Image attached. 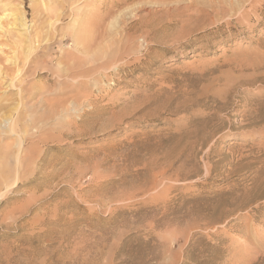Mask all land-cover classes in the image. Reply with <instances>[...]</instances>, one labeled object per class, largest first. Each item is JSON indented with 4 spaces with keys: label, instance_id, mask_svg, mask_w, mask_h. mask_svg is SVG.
I'll return each mask as SVG.
<instances>
[{
    "label": "rangeland",
    "instance_id": "374dc122",
    "mask_svg": "<svg viewBox=\"0 0 264 264\" xmlns=\"http://www.w3.org/2000/svg\"><path fill=\"white\" fill-rule=\"evenodd\" d=\"M125 1L0 0V264H264V0Z\"/></svg>",
    "mask_w": 264,
    "mask_h": 264
},
{
    "label": "bare ground",
    "instance_id": "6f19581e",
    "mask_svg": "<svg viewBox=\"0 0 264 264\" xmlns=\"http://www.w3.org/2000/svg\"><path fill=\"white\" fill-rule=\"evenodd\" d=\"M232 1V0H231ZM125 2H127V0L125 1ZM237 4V3H236ZM226 6V5H225ZM239 6V5H238ZM243 6V5H242ZM99 8V7H98ZM228 8V7H227ZM234 8V7H233ZM238 9V8H237ZM6 10H7V8H6ZM9 10V9H8ZM230 10V9H229ZM232 10V9H231ZM241 11V10H240ZM229 12V11H228ZM232 12V11H231ZM234 13H236V12H234ZM238 13V12H237ZM118 14H119V12H118ZM243 14V13H242ZM6 16L8 17V16H10V25H12L13 27H17V28H19V30L21 29V30H26L28 27H27V22H26V18H25V15H24V13L23 12H21V11H17V10H11L10 12H8V13H6ZM120 16V15H119ZM91 17V16H90ZM124 17V16H123ZM2 18V17H1ZM0 18V19H1ZM86 18V17H85ZM90 19V18H89ZM127 20V19H126ZM122 21V20H121ZM7 23V22H6ZM89 23V22H88ZM128 23V22H127ZM126 24V23H125ZM118 25V24H117ZM6 26L7 25H4V24H2V23H0V30H2V31H4V32H6L7 30H6ZM9 26V25H8ZM99 26V25H98ZM120 26V25H119ZM83 28V27H82ZM7 29H8V27H7ZM13 29V28H12ZM28 30V29H27ZM9 32V31H8ZM26 32V31H25ZM27 32H29V31H27ZM39 32V31H38ZM102 32V31H101ZM7 33V32H6ZM47 33V32H46ZM25 34V33H24ZM30 34V33H29ZM31 35V34H30ZM89 35H90V33H89ZM21 36V35H20ZM25 36V35H24ZM47 36V35H46ZM22 37V36H21ZM26 37H27V40L29 41V40H31L30 39V37H29V35H26ZM93 37V36H92ZM87 38V37H86ZM49 39V38H48ZM94 39V38H93ZM25 40H26V38H25ZM24 40V41H25ZM24 41H23V43H24ZM27 41V42H28ZM88 41V40H87ZM32 42V41H31ZM30 42V43H31ZM88 42H90V40L88 41ZM21 43V42H20ZM25 43H26V41H25ZM29 43V42H28ZM28 43H27V45H28ZM38 43V42H37ZM92 43V42H91ZM33 44H34V42H33ZM15 47V46H14ZM30 47V46H29ZM22 48L24 49V47L22 46ZM27 48H28V46H27ZM16 49V48H15ZM22 49V50H23ZM29 49V48H28ZM33 50V49H32ZM24 51V50H23ZM31 52V51H30ZM24 53H25V51H24ZM15 54V53H14ZM31 54V53H30ZM25 56H26V54H25ZM30 56V55H29ZM9 60V59H8ZM16 60V59H15ZM18 60V59H17ZM17 60L15 61L16 62V64L18 63L17 62ZM11 61V60H10ZM36 61V60H35ZM34 62V61H33ZM37 62H39V61H37ZM15 64V63H14ZM40 65V64H39ZM5 66V65H4ZM14 67V66H13ZM5 68V67H4ZM15 69H17V71H15L16 72V75H18V74H20L21 72H22V69L23 68H21L20 66H17L16 65V68ZM3 70H5V69H3ZM1 68H0V71H3ZM6 70H7V68H6ZM9 71H10V69H8ZM62 70V69H61ZM5 73H6V75H5ZM5 73H3L2 75H4L2 78H4V79H6V81H7V83H9L8 85H10V86H12V85H15V84H13V82L15 81L14 80V78H15V76H13V77H11V75L12 74H7V72L5 71ZM13 74H15V73H13ZM1 82V81H0ZM3 86V85H2ZM17 100V99H16ZM19 102V101H18ZM21 103V102H20ZM3 104V103H2ZM18 107V106H17ZM5 108V107H4ZM9 110V109H8ZM24 110V109H23ZM17 112V111H16ZM13 117V116H12ZM10 118H11V116H10ZM9 118V119H10ZM1 122V121H0ZM13 123V122H12ZM8 161V160H7ZM9 165V164H8ZM5 168V167H4ZM6 168H7V166H6ZM6 170V169H5ZM8 170V169H7ZM10 170V169H9ZM3 173V172H2ZM6 175V174H5ZM9 177V176H8ZM6 180V179H5ZM17 185V184H16ZM2 194V193H1Z\"/></svg>",
    "mask_w": 264,
    "mask_h": 264
}]
</instances>
